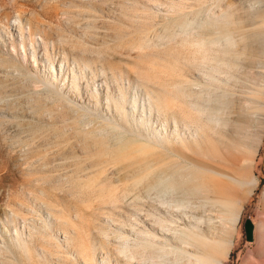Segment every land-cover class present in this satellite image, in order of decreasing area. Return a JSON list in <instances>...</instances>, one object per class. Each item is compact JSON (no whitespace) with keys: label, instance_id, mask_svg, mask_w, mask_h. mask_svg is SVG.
Here are the masks:
<instances>
[{"label":"rangeland","instance_id":"1","mask_svg":"<svg viewBox=\"0 0 264 264\" xmlns=\"http://www.w3.org/2000/svg\"><path fill=\"white\" fill-rule=\"evenodd\" d=\"M200 1L216 5L212 0H0V264H87L85 259L96 264L107 256L124 264L115 252L122 234L132 239L138 229L161 232L154 218L170 214V170L184 161L170 152V139L175 129L187 137L195 129L187 125L193 114L178 94L179 82L205 83L195 67L200 55L194 43L181 32L173 34L184 24L170 18L185 9L197 12ZM16 21L37 31L38 44L26 43L27 54L12 31L19 30ZM9 22L16 24L10 36ZM82 58L91 64L85 66ZM73 71L78 92L72 88ZM55 76L79 107L45 94L41 82ZM97 94L100 114L93 111ZM103 118L140 133L127 136ZM153 134L166 137L169 147L148 142ZM228 137L219 145L215 136L207 153L187 154L196 168L220 178V185L211 180L216 197L232 193L245 157L237 137ZM173 148L183 153L178 145ZM259 149L260 186L246 203L227 264H241L255 243L264 142Z\"/></svg>","mask_w":264,"mask_h":264},{"label":"bare ground","instance_id":"2","mask_svg":"<svg viewBox=\"0 0 264 264\" xmlns=\"http://www.w3.org/2000/svg\"><path fill=\"white\" fill-rule=\"evenodd\" d=\"M212 1H215V7L200 1L202 6L197 12L185 9L170 18L180 19L179 23L184 24V30L179 29L173 34L179 36L178 32H181L188 43L189 40L194 43L200 55L195 58V67L205 83L179 82L178 94L193 114L187 125L195 126V129L188 137L175 129V137L170 139V152L178 153L177 156L184 160L178 159L179 165L170 170V214L154 218L161 232L153 228L138 229L132 239L126 233L120 236L115 252L124 259V264H227L236 245L246 203L260 186L255 163L264 142V0H239L241 11L236 0ZM16 23L19 30H12L13 34L21 38L27 54L26 43L38 44L37 31L25 22ZM14 25L10 23L7 28L9 36ZM61 52L62 62H67L68 55ZM46 57L51 59L49 53ZM82 59L85 66L91 64ZM76 77L73 71L72 88L78 92ZM57 79L59 77L55 76L46 78L48 83L41 82L45 94L53 98L56 95L79 107V102L69 101L71 98L58 85L60 81ZM31 86L41 89L35 84ZM95 99L97 107L93 111L100 114V96L97 94ZM116 108L126 114L123 104L116 102ZM103 119L104 123L121 127L127 136L138 137L135 134L140 133ZM195 121L204 125L192 124ZM230 135L232 139L237 137L245 157L238 176L233 179L232 193L216 197L211 180L220 185V178L196 168V163L189 160L187 154L196 157L195 150L201 155L207 153L206 148L214 147L215 136L219 143L215 142L223 145L224 139L230 141ZM165 138L153 134L146 139L156 147H164ZM175 145L183 153L174 150ZM256 219L255 243L241 264H264V191ZM16 239L22 243L21 235ZM95 261L85 259L87 264H95ZM96 264L114 263L107 256Z\"/></svg>","mask_w":264,"mask_h":264}]
</instances>
